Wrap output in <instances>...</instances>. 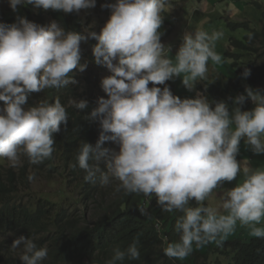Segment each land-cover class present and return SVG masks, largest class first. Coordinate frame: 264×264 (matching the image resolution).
Returning a JSON list of instances; mask_svg holds the SVG:
<instances>
[{"label": "clouds", "instance_id": "9594fccd", "mask_svg": "<svg viewBox=\"0 0 264 264\" xmlns=\"http://www.w3.org/2000/svg\"><path fill=\"white\" fill-rule=\"evenodd\" d=\"M169 1L173 2L116 0L108 6L112 14L100 33L86 29L83 34L92 19L88 9L96 6V0H8L13 12L18 5H23V12L0 18V22L17 20L13 24L0 23V102L4 105L0 108V159H6L12 167L21 164L22 156L25 163L28 158L33 165L48 161L46 171L42 169L40 173L84 177L85 182H94L99 174L102 186L115 180L119 182L117 190L154 195L164 211L183 213L175 222L179 239L163 248L165 256L183 260L194 245L201 247L230 235L238 222L249 228L252 237L264 239V226H258L264 222V168L242 167L237 161L239 155H264V77L256 83L257 89L245 87L244 94L229 98L231 111L223 101L213 107L201 88L208 87L207 81L236 77L233 60L224 59L223 53L237 54L236 40L244 41L248 34L249 40L253 38L241 26L249 23L251 27L252 20L240 24L226 19L225 27L230 32L243 29L245 33L241 37L224 36L219 43L222 32L213 27L209 33V27L197 30L199 26L191 25L186 15L185 29L175 36L180 42L168 43L165 48L158 29L164 24L169 32ZM262 1L256 0L251 7L259 8ZM28 5L45 11L41 14L32 10L30 17ZM50 9L80 13L82 34L67 31L75 29V21L69 16L58 21ZM166 11L167 19L163 21ZM260 13L259 31L264 25ZM41 15L44 25L40 24ZM183 18L184 14L177 16V21ZM89 39L98 42L87 51L84 43ZM223 44L226 49L217 53L215 48ZM94 63L97 69L92 68ZM103 66L111 73L101 81L107 99L98 98L92 79ZM80 72L85 73L88 93L80 94L79 85L77 95L62 98L66 106L77 110H84L89 100L97 103L89 119L99 121L102 131L95 146L81 143L77 164L72 159L62 161L65 154L71 153L53 148L54 134L68 123L67 109L60 99L54 103L43 99L36 106H23L33 92L82 84L80 77L84 75ZM250 74L249 69L243 72L245 78ZM165 83L173 90L156 86ZM175 83L192 91L190 98L174 96ZM229 89L235 93L238 90ZM249 100L255 107L242 111L241 106ZM108 141L116 143L119 151L109 155V150L102 147ZM247 149L252 153L245 156ZM241 172L242 181L221 198L219 208L224 214L205 204L215 189L234 181ZM28 177L34 179L30 174ZM193 200L195 207L190 206ZM11 249L19 250L21 264H43L49 252L46 246L38 247L34 239L24 236L15 239ZM126 258L140 259L136 242L123 250L114 247L106 264H123Z\"/></svg>", "mask_w": 264, "mask_h": 264}, {"label": "trees", "instance_id": "16d2710c", "mask_svg": "<svg viewBox=\"0 0 264 264\" xmlns=\"http://www.w3.org/2000/svg\"><path fill=\"white\" fill-rule=\"evenodd\" d=\"M26 10L30 17H33L32 10H38L41 14L45 11L44 9H35L32 5H28ZM259 10L264 17V10H261V6H259ZM51 12L58 21H61L63 16L71 17V21H75V29L67 31L82 34L80 13H64L54 10ZM42 18L41 15L40 24L44 25ZM16 22L17 20L14 19L0 23L13 24ZM241 26L250 31L253 38L249 40L248 34L244 41L236 40L234 44L238 50L237 54L223 53L224 59L233 60L232 66L237 73L236 79L226 80V77L223 76L218 82L207 81L208 87L201 88L202 93L207 95L213 107L215 103L223 101L228 104L229 111L233 107L232 100L229 98L234 99L237 95L244 94L245 87L257 89L255 88L256 83L264 77V25L261 31L250 30L249 23ZM82 54L81 52V56ZM242 59L244 62H240ZM245 69H249L251 73L247 78L243 76ZM70 75L76 82L78 81L73 73ZM79 85L81 84L33 92L27 99V102L30 101L31 96L39 101L47 99L50 103H54L56 98L60 99L67 109L68 123L66 126H61L59 133L54 134L53 148L62 149L68 154L71 153L72 156H67L64 153L65 157L62 161L72 159L77 164L76 156L81 143L87 142L95 146L102 131L99 121L89 119L91 112L97 108V103L89 100L84 110L66 106L62 97L77 95ZM156 86L161 89L167 86L173 90V87L167 83ZM229 87L238 89L236 90L238 93L231 91ZM27 105L31 107L32 103L28 102ZM254 107L255 105L249 100L241 106V110L251 111ZM111 145L117 146L116 143L108 141L102 147L109 150ZM109 155H111L110 151ZM29 164L27 158L20 176L12 170H9L5 175L0 174V237L5 238L0 244V256L8 248L12 251L8 255L4 254L3 257H0V264H21L11 249L13 241L20 236L34 239L38 247L46 246L48 248V258L43 264H106V261L111 258L114 247L118 246L123 250L133 242L137 243L140 259L129 260L126 258L123 264H264V239L256 237L247 242L240 238L216 245L211 242L206 244V251L204 250L205 245L201 247L194 245L190 255L183 261L175 258L168 259L163 252L159 253L158 249L165 248L167 243H174L179 239L175 231V222L183 213L164 211L157 204L154 195L128 194L120 190L115 201L109 206H105L102 216L95 221H87L84 216L91 204L100 205L105 197L104 194H106V189L104 190V186L100 183L99 174L94 182H85L84 177H58L64 182L71 178L76 180L77 188L80 190L78 195L81 196V199L75 197L76 200L71 203H68L66 199L52 202L49 197L44 196L27 199L23 196L22 199H19L17 185L20 182L25 183L27 180L26 189L30 188L29 177L26 173ZM47 165L48 161L34 165L35 173L39 174L42 169L46 171ZM103 167L104 165L101 164L102 169ZM81 171L85 173L83 170ZM205 204L208 205L206 201ZM74 206L75 208H73ZM190 206H196L194 200L190 202Z\"/></svg>", "mask_w": 264, "mask_h": 264}, {"label": "rangeland", "instance_id": "374dc122", "mask_svg": "<svg viewBox=\"0 0 264 264\" xmlns=\"http://www.w3.org/2000/svg\"><path fill=\"white\" fill-rule=\"evenodd\" d=\"M173 2H170L171 7L167 9L168 14L171 17V23L169 26V32L167 33V30L165 28V25L162 24L159 32L161 33V43L165 46V48H168V43H178L180 42L178 39L175 38V36H178L177 33L184 30L187 22L192 21L193 25L194 23L199 26L197 30H203L206 31V28L209 27V31L213 28L216 30L214 31H220L223 33L222 37L218 40L219 43H222L224 36H230L233 35L234 37H241L245 30L238 29L236 31L230 32L225 27V20L228 19L230 21H234L236 23H245L249 22V19L252 20L250 24L252 23L251 28L260 29V19H261V13L259 8L253 9L251 6L256 2V0H171ZM261 1V0H257ZM116 0H96V6L94 8L88 9L92 13V19L89 22V24L83 29V34L85 33L86 29H91L93 31H96L97 34L100 33L101 29L106 25L108 20L110 19V16L112 14V9L108 7L109 5L115 4ZM23 5L17 6V11L13 12L12 9L9 7L8 0H0V18H9L11 16H18L21 14ZM261 9L264 10V0L261 2ZM167 11L163 13V21H166V15ZM37 13V12H36ZM39 13V12H38ZM45 17L47 19L48 25H50L52 22L50 20V15L46 13ZM184 14V18L180 21H177V16H181ZM39 15V14H38ZM186 15L188 18V21L186 20ZM260 18V19H259ZM28 20V18H26ZM259 20V22H258ZM29 21V20H28ZM30 22H33L31 20ZM37 22V19L35 18L34 23ZM211 24L209 26L208 24ZM246 24V23H245ZM229 26V23H228ZM180 34V33H179ZM180 36V35H179ZM164 38V39H163ZM94 42H98L95 39H89L87 43H84L86 46V50L94 44ZM93 49V47L91 48ZM226 47L223 45L220 46V49L215 48V51L217 53H222ZM83 55V54H82ZM82 57V56H81ZM170 57V56H169ZM171 58V57H170ZM82 64H85V59L82 60ZM218 66L221 65L217 64ZM92 68L97 69L98 64L94 63L92 65ZM91 68V69H92ZM85 72V71H84ZM82 73V77H80V82L82 83L80 85L81 90L79 91L80 94L86 95L88 93L87 90V82H85V73ZM111 75V73L108 71L106 66H103L102 69L98 72L96 77H92L94 81V85L96 89V93L98 98H104L107 99V95L103 92L101 88V81L103 78ZM177 88L174 89V93L176 97H179L181 99L190 98L191 92L183 84L180 86L175 83ZM149 87L151 88V84H149ZM264 89V84L262 86ZM30 103H32V106H36L39 103V100L32 98L30 96ZM26 102V104L28 103ZM26 104L23 106L24 108H28L29 106ZM3 102H0V108H2ZM109 151L111 154L113 152L119 151V146H113L111 145L109 147ZM252 153L251 150H246L244 152V155H250ZM264 155H257L253 156L252 158H246L243 155H239L237 158L238 162H241L242 167H250V168H264ZM24 157H21V164L17 167H12L9 165L8 161L6 159H0V172H5L6 170H13L16 171L18 174L22 172V165L25 164ZM34 165L29 164L28 166V174L30 176H33L34 179L28 180L29 181V189H26V183L27 180L24 182H20L17 185V191L19 193V199H22L23 196L25 199L30 197H36L39 198L40 196L49 197L52 202H60L61 200L66 201L68 203L74 202L75 197L78 199H81V196L78 194L80 193V190L77 188V183L75 179L66 180L65 182L56 177H52L47 173H40L39 175L34 172ZM243 179V173L239 174L237 178L232 182H224L222 187L217 188L213 191V193L209 196V198L206 200L209 206L217 207L218 210L223 213V210L219 208L221 198L223 197L224 193L227 190H230L231 188L235 187L238 183H240ZM118 181L113 180L111 184L104 186V190L106 192L104 199L100 202V205L97 203L91 204L89 207L87 213L85 214L84 218H86L87 221H95L100 216L104 214V209L106 205H110L115 201V197L120 194V190H117ZM57 194V192H59ZM123 191V190H122ZM64 196V197H63ZM75 208V206L73 207ZM258 226H264V222H262V225ZM249 228L247 226H242L237 223V226L235 230L228 235L227 237L220 239L217 238L216 241H213L212 244L216 245L219 243H223L229 240L233 239H242L244 241H249L252 237L249 234ZM5 238L0 237V244ZM204 250H207V245L204 246ZM10 252H12L9 248L0 256L3 257L8 255ZM15 252V256L19 259V250L13 251ZM159 253L163 252V247H160L158 249ZM13 254V253H12ZM167 257V256H165ZM170 260H173V258H169ZM183 261V260H182Z\"/></svg>", "mask_w": 264, "mask_h": 264}]
</instances>
